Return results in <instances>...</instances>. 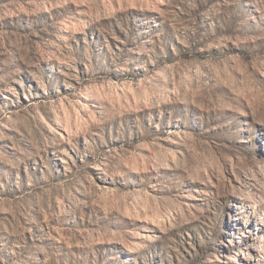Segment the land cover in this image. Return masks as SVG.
Instances as JSON below:
<instances>
[{
  "label": "rangeland",
  "instance_id": "374dc122",
  "mask_svg": "<svg viewBox=\"0 0 264 264\" xmlns=\"http://www.w3.org/2000/svg\"><path fill=\"white\" fill-rule=\"evenodd\" d=\"M0 264H264V0H0Z\"/></svg>",
  "mask_w": 264,
  "mask_h": 264
}]
</instances>
